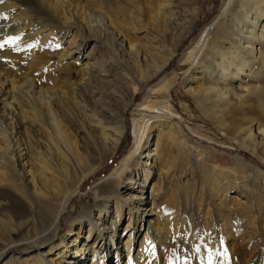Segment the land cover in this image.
Listing matches in <instances>:
<instances>
[{
	"label": "bare ground",
	"instance_id": "bare-ground-1",
	"mask_svg": "<svg viewBox=\"0 0 264 264\" xmlns=\"http://www.w3.org/2000/svg\"><path fill=\"white\" fill-rule=\"evenodd\" d=\"M204 5L0 0V264H223L191 218L170 238V220L154 210L157 197L165 205L172 197L166 182L183 172L188 152L171 101L135 105L160 114H133L129 150L90 187L91 201L76 209L86 182L123 143L137 94L177 57L189 66L184 91L202 115L224 141L264 165V0H223L198 31ZM165 84L163 77L147 96L160 98L159 90L169 91ZM210 169L214 205L225 214L236 197L217 178L230 171ZM122 225L127 234L118 246ZM176 238V255L168 260L166 241ZM122 252L124 260L117 258Z\"/></svg>",
	"mask_w": 264,
	"mask_h": 264
},
{
	"label": "rangeland",
	"instance_id": "rangeland-1",
	"mask_svg": "<svg viewBox=\"0 0 264 264\" xmlns=\"http://www.w3.org/2000/svg\"><path fill=\"white\" fill-rule=\"evenodd\" d=\"M222 1L223 0H205V5L198 17V31L215 17L222 5ZM189 41L187 44H189ZM88 47L90 48V46ZM188 69L189 66L179 62L177 57L173 62L167 65L165 71L158 76V80L155 79L150 82L148 85L149 87L137 94V102H135L134 106H132L127 113L126 121L128 128L126 137L122 141L123 143L119 145L116 151L117 153H115L116 155L112 157L110 162L106 165V168L104 167V170L101 169L100 174L98 173L86 182L83 187L86 193L85 195H80L85 200H83L81 204L76 205V209L79 210L83 204L91 201L90 187L102 178L108 176L118 160L129 150L132 144L131 119L134 117L133 114L135 112L136 115L142 113L140 116L160 114L157 110L137 109L139 107H135V105L137 106L138 103V105H140L143 102H146L147 105H152L153 102H162V100L171 101L172 111L175 114L171 119L174 124H178L179 128L182 129L186 141L189 144H185L184 148H186L188 152L182 156V160L185 163V171L183 170L181 174H178L177 177L175 176L176 181L173 179V182L168 180L166 182L171 191L173 190L172 197H170L167 202L168 206L164 204L162 196L157 197L154 202V210H157L164 218L167 217V220H170L168 224L169 237H176V235L180 233L182 226H188L187 221L191 218L195 228L193 231L196 230L195 233L200 234L201 237L205 236L209 238V243L211 246L214 245V250L220 252L224 256V260H222L223 264H264V165L248 152L236 147L237 145L234 143H228L226 140L224 141L225 138L223 134L213 127L211 122L202 115L197 103L184 91V79L186 77L184 75ZM52 71L54 70L51 69L49 74L52 79H54L56 71ZM72 76L74 77V73ZM163 77L166 78L165 86L169 90L167 91L169 92V97L168 93L162 90L158 91L160 98H158L159 96H156V94L147 96L149 88L160 81V79L162 80ZM49 80H51V78ZM144 96H147L148 99ZM153 133L154 132H152L151 135ZM224 142L228 145L224 144ZM240 163L242 164L240 165ZM211 165L225 167L230 171L227 172L229 176L227 173H224L226 177L220 176L221 178H217L219 182L221 180V185L225 183L231 186L229 195H231V197H236L234 202L230 203L229 207L232 209L225 211V214L215 206L216 201L214 200H216V197H214L213 191L210 188V183L214 176L210 169ZM207 167L209 168L207 169ZM248 167L250 169H248ZM232 171L235 172L231 174ZM230 177H232V179H230ZM218 186L219 185H217V187ZM147 191L148 188L144 190L143 195L145 193L148 195ZM79 201L81 200L79 199ZM69 220L70 219H67L63 223L64 229L59 232V235L66 233ZM124 225L119 226L122 236H120L117 242L118 246L119 244L121 245L126 238L125 235L127 231H122ZM231 234H233V237H231L230 241L227 243L226 238ZM140 235L136 237V241H132L131 246L133 249L139 247L141 243ZM166 243L164 251H166V259L170 260L176 255L175 249H177L179 241L177 238L176 240L168 239ZM228 244H231V252ZM113 249L114 247L110 246V256ZM16 252L18 253L19 251ZM123 253L124 252L117 256V258L123 259ZM19 256H22V254H19ZM231 258H235V261L231 262ZM108 264L111 263L109 262Z\"/></svg>",
	"mask_w": 264,
	"mask_h": 264
},
{
	"label": "snow or ice",
	"instance_id": "snow-or-ice-1",
	"mask_svg": "<svg viewBox=\"0 0 264 264\" xmlns=\"http://www.w3.org/2000/svg\"><path fill=\"white\" fill-rule=\"evenodd\" d=\"M17 39H19V38L18 37L10 38L9 40H6L5 43H15ZM0 47H2V45H0Z\"/></svg>",
	"mask_w": 264,
	"mask_h": 264
}]
</instances>
